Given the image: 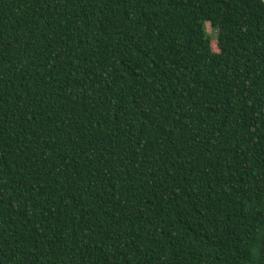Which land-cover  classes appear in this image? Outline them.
Segmentation results:
<instances>
[{"label":"trees","instance_id":"16d2710c","mask_svg":"<svg viewBox=\"0 0 264 264\" xmlns=\"http://www.w3.org/2000/svg\"><path fill=\"white\" fill-rule=\"evenodd\" d=\"M0 264H264V0H0Z\"/></svg>","mask_w":264,"mask_h":264},{"label":"rangeland","instance_id":"374dc122","mask_svg":"<svg viewBox=\"0 0 264 264\" xmlns=\"http://www.w3.org/2000/svg\"><path fill=\"white\" fill-rule=\"evenodd\" d=\"M208 34L212 35V37L214 36V32L211 31V28L208 26ZM216 36H214L215 38Z\"/></svg>","mask_w":264,"mask_h":264}]
</instances>
